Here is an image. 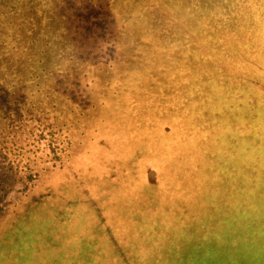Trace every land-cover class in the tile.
I'll use <instances>...</instances> for the list:
<instances>
[{
    "label": "rangeland",
    "instance_id": "obj_1",
    "mask_svg": "<svg viewBox=\"0 0 264 264\" xmlns=\"http://www.w3.org/2000/svg\"><path fill=\"white\" fill-rule=\"evenodd\" d=\"M89 1L0 0V145L23 149L22 156L10 160L13 168L1 172L0 208L6 210L0 211V264H140L134 249H148L150 244L143 242L146 230L134 227V211L139 204L147 205L149 211L170 204L171 196L163 198L169 186L164 193L157 191L152 200L146 188L150 181L160 180L159 170L166 167L155 140L167 144L180 130L177 124L166 137L168 128L163 131L161 121L171 123L168 117L182 100L168 95L170 87L162 99L137 98L156 91L150 79H142L144 75H157L163 65L184 66L179 52L171 54L173 62L168 57L164 63L158 61L163 47L170 48L172 43L179 51L186 49L183 26L190 12L179 9V1L174 0L177 10L164 18L161 10L158 19L151 20L149 15L141 17L153 9L155 2L150 0H93L91 8L85 5ZM107 1L111 5L106 8ZM168 1L158 3L164 9ZM248 2L236 0L235 4L250 9ZM215 3L234 7L233 0ZM88 18L93 19L87 22ZM63 21L71 22V27ZM224 57L217 63L225 67ZM233 71L239 74L238 68ZM217 72L235 79L236 74L226 67ZM234 79H229L233 85L225 83L230 93L222 89L218 97L238 91L244 93L245 106L249 101L261 102L264 89L255 87L259 94L251 96L249 80ZM233 115L228 113L226 119ZM259 115L263 120L264 102ZM52 131L57 132L56 138ZM13 143L18 145L12 148ZM259 145L264 147V138ZM149 168L158 169L157 177L151 176ZM26 174H36V179L31 182L33 188L22 192ZM6 187L13 191L2 197ZM199 195L204 197L175 206L198 210L213 200ZM231 232L244 234L247 241L230 246L215 241L221 256L232 252L227 247L242 253L252 245L255 228L238 224ZM201 235L194 240L201 243ZM108 239L111 248L120 239L124 250L133 254L111 256L104 247ZM187 244L184 236L180 245L187 255H194L197 248ZM233 259H214L209 264H264V258L244 261L240 253Z\"/></svg>",
    "mask_w": 264,
    "mask_h": 264
},
{
    "label": "trees",
    "instance_id": "obj_2",
    "mask_svg": "<svg viewBox=\"0 0 264 264\" xmlns=\"http://www.w3.org/2000/svg\"><path fill=\"white\" fill-rule=\"evenodd\" d=\"M29 1V3L33 2V0ZM160 1L150 0L151 4L155 2L153 9L144 11L141 17L148 18L149 15L151 20H156L157 12L161 10L163 18L167 16V12L177 10L174 0L168 1V6L164 9L158 3ZM178 1L181 5L179 9L183 7L185 11L190 12L183 26L185 31L182 38L186 49L179 51L173 47L174 43L170 48L163 47L158 63H164L163 58L170 59L171 54L179 52L183 55L179 63L184 66L174 67V69L163 65L159 67L163 71L157 75L153 76L154 74L151 75V73L144 75L142 79H150L151 87L155 86L156 91L149 93V96L144 99L137 98V100H159L166 96L170 87L171 92L168 95H174L182 100L181 104L174 105L176 110L168 117L172 122L161 121L165 127L163 131L168 128L165 132L166 137H168L167 134L175 131L177 124L180 130L167 144L159 139L155 140L156 152L158 156L161 155L159 158H164L163 164L166 167L159 170L161 171L160 180L150 181L146 188L152 200L157 191L164 193L165 187L169 186L163 198L171 196V200L170 204L167 206L163 204L158 210L149 211L147 205L139 204L134 211V227L140 231L146 230L144 234L146 240L143 242L150 244L148 249H134V256H139L140 264H209L214 259L233 261V256H238L239 253L244 261L264 258V203H262L264 200V147L259 145V140L264 138V117L262 120L259 115L264 94L261 95V102L255 103L248 100L246 106L244 104L246 101L243 99L244 93L238 91L236 95L218 97L222 89L230 93L226 85H233L229 79L234 78L232 76L224 78L220 72L216 73L217 70H224L226 67L228 72L236 74L233 70L238 68L240 75L236 74L234 81L244 83L249 80L251 96L259 94V90L255 87L264 89V0H245L249 1L247 4L250 9L238 3L235 4L236 0H233L234 7L229 8L217 7L220 5L215 3L217 0ZM93 3L94 1L91 0L85 5L89 7ZM110 5V1H107V4L104 3L106 8ZM76 6L78 9L84 7ZM33 7L36 6L33 5ZM103 8H100L101 12L105 10ZM178 11L185 14L181 10ZM169 17L176 18L171 14ZM92 19L88 18L87 22ZM60 23L71 27V22ZM44 39L49 42L47 38ZM83 41L81 39L80 42ZM198 54L201 58H197ZM221 56H225V67L217 63L218 60H222ZM173 61L174 59H170V62ZM254 90L258 92L254 94L256 92ZM153 103L156 102L153 101ZM228 113H234V115L226 119ZM51 136L56 138L57 132L52 131ZM177 137L182 145L178 144ZM16 145L18 144L13 143L11 147L14 148ZM0 148L1 188L4 184L1 180V172L13 168L10 160L13 156H22L20 151L23 149L6 148L3 144ZM151 163L154 162L151 161ZM159 171L151 169V176L155 174L157 177ZM35 176L36 174H26L24 178L28 182L26 181L25 184L18 182L24 184L22 192L34 187L31 182L36 179ZM247 178H250L249 182H246ZM20 180L24 179L20 178ZM194 180L195 185L191 183ZM197 183L199 188L196 186ZM4 190L7 192L2 197H6L13 191L12 187H6L3 192ZM201 193L205 194V200L213 198L212 202L205 203L206 205H203L201 209L185 210L175 206L180 202H185L184 204L187 205L193 202L194 198L197 200L202 197L203 195H199ZM176 198L181 199L176 200ZM229 200L235 201L228 204ZM4 210L6 209L0 208L1 213ZM218 215L222 217L220 222H216ZM155 217L158 220H155ZM238 224L245 229L255 228V233L249 241L252 245L247 246L242 253L238 249L234 250V246L227 247L232 252H229L227 256H221L218 253V247H215V241L221 240L227 243V246H230L231 242L237 244L241 243V240L247 241L244 234L231 232V228H235ZM156 229L162 231L158 232ZM170 230L173 234L168 233ZM200 233L202 234L201 243L194 240ZM173 236H178V240H175ZM184 236L188 242L185 247L197 248L194 255H187L180 245ZM109 243H112L111 239H108L104 247L111 252V256H129V252L133 254L130 249H128L129 252L124 250L126 247L120 239L114 241V248H111ZM127 243L128 240L125 241V244ZM250 248H255L253 253H250ZM165 256L168 257L165 258Z\"/></svg>",
    "mask_w": 264,
    "mask_h": 264
}]
</instances>
